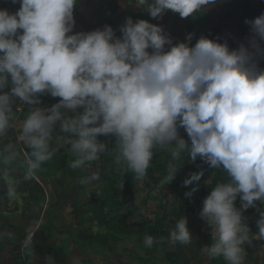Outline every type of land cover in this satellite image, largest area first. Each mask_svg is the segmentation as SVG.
<instances>
[{"label": "clouds", "instance_id": "1", "mask_svg": "<svg viewBox=\"0 0 264 264\" xmlns=\"http://www.w3.org/2000/svg\"><path fill=\"white\" fill-rule=\"evenodd\" d=\"M17 2L15 13L0 9V92L11 86L0 94V138L13 127V98L31 106L21 134L31 149L23 180H37L42 165L53 158L57 125L74 137L72 169H83L108 150L99 136H114L115 163L138 181L155 152L167 150L171 160L161 183L168 185L179 168L176 162L187 153L230 178L203 200L199 215L212 229V243L203 253L210 259L223 257L227 264H244L250 229L235 201L239 196L244 210L264 203V14L245 21L251 35L233 49L205 36L192 44L194 33L174 43L163 26L131 17L120 26V36L110 25L73 33L78 0H12ZM217 2L139 0L153 19L168 10L182 19L195 17ZM45 93L59 102L39 107ZM15 156L11 152L0 162ZM201 176L193 174L185 186ZM99 179V173H92L83 182ZM0 181L15 196L18 181L2 167ZM187 225L186 217L177 220L171 242L193 241ZM257 227L264 237V215ZM153 243L152 236L145 237L146 247Z\"/></svg>", "mask_w": 264, "mask_h": 264}, {"label": "rangeland", "instance_id": "2", "mask_svg": "<svg viewBox=\"0 0 264 264\" xmlns=\"http://www.w3.org/2000/svg\"><path fill=\"white\" fill-rule=\"evenodd\" d=\"M225 8L228 7L225 6ZM243 12L246 19L252 18V9L250 11L249 8ZM235 13H237L235 9L228 13L226 10L214 9L213 18H210L209 14L202 10L193 17V20L188 21L189 24L185 25L184 30L187 34L188 31L195 34L192 44H195L200 36H205L209 39H219L221 43L227 42L229 47L234 49L241 43H247L246 39L238 35L240 33H236L230 27L231 22L236 21ZM225 14L229 15L225 17L227 20L223 25H218L217 23L222 24L221 20ZM173 42L176 43V40L173 39ZM260 66L264 68V60H261ZM179 133L190 144L184 129H179ZM98 140L104 142L108 150L100 153L97 160L89 162L83 169H72L69 166L70 172L73 171L74 184L71 181L69 185L63 178L60 180L64 187L68 184V189L71 185H75L70 201L64 205L67 206V212L75 218L73 225L76 223L74 231L76 235L68 233L67 230L59 231V234L55 231L57 226L47 224L51 234L59 236L57 240L61 242L74 241L76 243L74 246L82 243L83 252L87 248L94 256L102 257L106 264H150L153 262L161 264V260L169 259V253L175 251L170 235L166 242L170 247L163 245L166 241V236L161 232L163 227L171 231L175 228L178 219L186 217L193 241L183 247L191 256V253L196 254L197 257L204 256L203 239L205 241V235L212 233V229L202 220L199 213L203 207V200L210 194L212 188L217 183L229 182L227 173L221 168H210L200 158L192 160L187 153H183L182 159L176 162L179 168L175 178L168 185H163L161 181L167 174L171 156L167 150L160 149L155 152L146 176L138 181L134 173L126 171L124 166L115 163V137L99 136ZM69 146L71 147V143ZM75 158V155L71 156L73 161ZM92 173H99L100 179L84 183V178ZM199 173H202L199 181L185 186V180ZM194 188L196 190L192 191ZM189 192L191 195H186ZM235 206L241 209L243 222L250 229L251 243H246L244 247L260 248L264 244V237L260 236L258 231L259 219L254 218L264 213V203L257 201L255 206L244 210L241 208V200L238 196ZM251 219L254 221L252 226L247 224ZM52 221L59 223L58 225L61 224L57 217L50 218V223ZM135 223L143 225L144 229H140ZM81 234L87 238L80 239ZM146 236L154 238L151 247H146L144 244ZM57 247L55 251H46L47 263L49 258L54 264V259L86 257L83 252H80L81 250L73 251V255H70L69 249ZM220 258L223 259V257Z\"/></svg>", "mask_w": 264, "mask_h": 264}, {"label": "crops", "instance_id": "3", "mask_svg": "<svg viewBox=\"0 0 264 264\" xmlns=\"http://www.w3.org/2000/svg\"><path fill=\"white\" fill-rule=\"evenodd\" d=\"M249 2L253 16L246 20H253L260 16L259 7L261 0H249ZM225 6L228 8H225ZM19 8V2L12 3V0H0V9H7L10 14L15 13ZM214 9L226 10L227 13L235 9L238 12L234 2L229 5L225 0H218L215 5L204 11L209 14L210 18H213ZM235 15L237 21L238 15L237 13ZM227 16L229 15L225 14L224 18H222V24H217L223 25L227 20L225 18ZM128 17H131L134 22L144 19L150 23L163 26L164 30L176 42L184 39L187 35L186 30H184L185 25L188 21L193 20V17L182 19L178 14L171 12V10L163 14L162 18L153 19L147 13L146 6L139 4V0H78L74 11L75 26L73 33L90 32L96 29H103L105 25H110L116 35L120 36V26L126 22ZM236 21L233 20L234 23L231 22L230 24L234 31ZM238 35L245 37L248 41L251 35L250 25L245 23L243 31ZM10 87L9 85L3 89L0 94L10 92ZM59 99L45 93L39 96L38 106L50 108L58 103ZM13 101V127L9 129L4 137L0 138V160H2V156H7L11 152H15L16 156L6 164L0 162V167L6 170L11 178L18 181V183L13 185L15 196H10L7 185L0 181V264H49L45 258L47 255L46 251H55L54 249L57 246V248L65 247L69 249L70 255H73V251L79 252L81 250L80 252H83L82 243L74 246L76 244L74 241H58L57 239L60 237L51 234L50 227H47V224L50 226L53 224L57 226L55 231L59 234L62 230H67L68 233L76 235L74 232L76 223L73 225L75 218L67 212V206L64 205L70 201V195L75 186L71 185L70 190L67 188L71 181L74 184L73 171L70 172L69 169L71 162H73L71 156H74L69 145L74 138L71 133L60 132L59 125H57L54 129V140L52 142V146L57 151L53 158L42 165L38 172L39 178L37 180L24 181L25 160L31 149L23 142L21 134L23 120L27 117L31 106L16 98H13ZM62 155L63 157H61ZM62 178L68 181L65 187L60 182ZM52 217L60 219L61 224L58 225L59 223L56 224L54 221L50 223V218ZM210 235L212 234L208 233L205 235V241L203 239L204 246L209 245L207 237ZM24 242H28L29 246L23 248ZM179 246L183 254H185V258L180 256L176 264H227L224 259H210L205 253L204 256L199 257L191 253V256L183 245L179 244ZM172 247L176 250V246L172 245ZM244 248V264H264V244L258 249L256 247ZM85 250L83 252L86 255L85 259L77 256L75 258L72 257V259H67L69 257L54 259V264H62L67 261V264H106L102 257L94 256L87 248ZM138 261L140 262L141 260ZM161 261V264H174L170 258ZM150 264L157 263L153 262Z\"/></svg>", "mask_w": 264, "mask_h": 264}, {"label": "trees", "instance_id": "4", "mask_svg": "<svg viewBox=\"0 0 264 264\" xmlns=\"http://www.w3.org/2000/svg\"><path fill=\"white\" fill-rule=\"evenodd\" d=\"M225 1L229 5H230L231 2H234L235 6L237 7V9H238V12H237L238 18H237V21L235 23V31L237 33L242 32L243 28L245 27L244 21L246 20L245 13L243 12V10L245 11V10L250 8L249 0H225ZM259 14L260 15L264 14V0H261V2H260ZM244 39H245V37H244ZM262 215H264V213H262L260 216H256L254 219H260ZM247 224L252 226L254 224V221H252V219H251V220L248 221ZM135 225L138 226L140 229H144V226L143 225H139V223H135ZM163 228L164 229L162 231L159 230V232L161 231L162 234L164 236H166V241H164L163 245L168 246V243H166V242H167V237H169L171 231H167L166 227H163ZM86 238L87 237H85L84 234H81L80 239L85 240ZM207 242H208L209 245H211V243H212V235L207 237ZM173 245L176 246V250L173 253H169V255H170V259L172 260V262L174 264H176V263H178V259H179L180 256L185 258V254H183V251L180 249V246H179L178 243H174ZM168 247H170V246H168Z\"/></svg>", "mask_w": 264, "mask_h": 264}, {"label": "built area", "instance_id": "5", "mask_svg": "<svg viewBox=\"0 0 264 264\" xmlns=\"http://www.w3.org/2000/svg\"><path fill=\"white\" fill-rule=\"evenodd\" d=\"M27 246H29V243L28 242H24L22 247L25 248Z\"/></svg>", "mask_w": 264, "mask_h": 264}]
</instances>
